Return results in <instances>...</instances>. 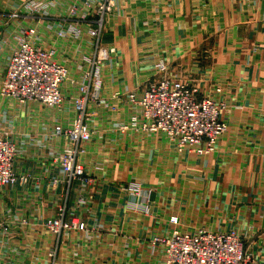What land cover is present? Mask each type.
Returning <instances> with one entry per match:
<instances>
[{"label": "crops", "instance_id": "0c3cea01", "mask_svg": "<svg viewBox=\"0 0 264 264\" xmlns=\"http://www.w3.org/2000/svg\"><path fill=\"white\" fill-rule=\"evenodd\" d=\"M25 1L0 0V80L20 26L37 28L33 42L39 46L40 31L74 71L90 52L85 39L58 46L38 17H14ZM54 1L68 10L72 0ZM106 27L101 44L119 65L106 78V90H139L163 59L169 76L191 80L203 93L223 87L220 117L228 131L205 155L179 154L158 136L102 132L87 155L96 183L87 189L80 184L82 191L72 186L66 201L84 229L55 245L39 229V216L49 212L39 201L49 206L65 187L55 186L59 168L43 158L55 142L47 127L62 117L0 96L1 126L18 144L15 168L25 179L5 192L0 215H9L8 224L12 216L28 222L10 224L11 236L0 234V264H164L151 240L172 232L171 216L179 218L182 231L238 232L247 251L264 263V0H118ZM127 116L126 110L98 117L107 127ZM138 189L143 197L129 194ZM80 196L88 209L77 207ZM129 203L148 205L150 213Z\"/></svg>", "mask_w": 264, "mask_h": 264}, {"label": "built area", "instance_id": "2783aa9c", "mask_svg": "<svg viewBox=\"0 0 264 264\" xmlns=\"http://www.w3.org/2000/svg\"><path fill=\"white\" fill-rule=\"evenodd\" d=\"M117 3L118 0H72L68 10H64L54 0H26L13 15L26 13L38 17L41 27L54 32L56 40H53L58 46L64 45V40L71 38L79 42L83 37L90 49L73 71L68 63L58 59L55 47L48 46L40 31L39 46L33 42L37 28L20 26L0 80V96L14 106L36 105L45 112L61 115L62 120L47 127V138L55 142L50 145V155L43 157L59 168L60 177L54 180L57 187L70 186L76 179L82 180L84 189L92 184L87 175L94 174L88 171L87 155L104 131L132 132L145 138L158 136L173 145L179 154L188 151L199 155L214 152L228 131L220 118L224 102L215 98L222 93V87L203 93L191 80L169 76V63L163 59L155 61L154 70L144 78L139 90H105L106 78L112 79L119 65L111 54L113 50L103 46L101 39ZM126 110V119L114 124L110 120L107 127L101 126L100 112L116 116ZM44 149L47 150L40 148L43 153ZM18 153V144L0 122V200L6 191L25 181L15 168ZM67 197L61 191L49 206L39 201V205L49 209L47 214L39 216V229L55 245L64 235L84 229L76 208H68ZM86 199L80 196L77 207L85 209ZM131 208L140 209L145 215L150 213L148 207L143 209L137 204L132 203ZM67 213L71 218L67 219ZM8 216L0 215L2 235H12L10 224H28L14 216L8 224ZM170 223L174 229L169 235L151 240L152 248L160 247L164 264H264L247 251L243 237L236 231H182L177 216H171ZM53 255L49 249V256Z\"/></svg>", "mask_w": 264, "mask_h": 264}, {"label": "rangeland", "instance_id": "374dc122", "mask_svg": "<svg viewBox=\"0 0 264 264\" xmlns=\"http://www.w3.org/2000/svg\"><path fill=\"white\" fill-rule=\"evenodd\" d=\"M39 16V15H38ZM115 58V57H114ZM222 87V86H221ZM220 87V85H216V86H214L213 88L215 89V88H221ZM212 88V89H213ZM222 89V93H223V87L221 88ZM105 90H106V88H105ZM108 90V92H110L111 91V88H109V89H107ZM106 90V91H107ZM221 93V94H222ZM211 94H213V92L211 93ZM221 94L219 95V94H217V95H215V98L216 99H219L221 102H224L223 100H221V98H220V96H221ZM205 95H208V94H205ZM225 105V104H224ZM221 118V117H220ZM222 120V119H221ZM223 121V120H222ZM223 122H225V121H223ZM226 123V122H225ZM227 124V123H226ZM228 126V125H227ZM221 141V140H220ZM172 147H174L173 145H171ZM175 149V148H174ZM176 151V150H175ZM177 152V151H176ZM186 152H188V151H186ZM178 153V152H177ZM20 156V153H18V157ZM18 157H17V160H18ZM17 160H16V162H17ZM16 164V163H15ZM88 171L90 172V169H88ZM96 172H98L97 170H96ZM90 173H88V177H90V179H91V181H92V184H90V185H88V186H85V188L87 189L89 186H91V185H93V184H95L96 183V177H95V172H92V174H94V176L93 177H91L90 175H89ZM80 184H82L83 185V182H82V180H80V179H76V180H74L73 182H72V184L70 185V186H68L67 184L65 185V187L63 188V190H62V192L64 193V196H66L67 194H69V189L72 187V186H76V189H77V191H82L83 189H81L80 188ZM84 186V185H83ZM89 191V190H88ZM127 191H129V187H127ZM85 193H87L88 194V192H87V190L86 191H84ZM90 192V191H89ZM83 193V192H82ZM129 194H131V196H137V197H143V195H142V193H141V191L138 189L137 191H134V193H129ZM86 197H88L87 195H86ZM87 201V200H86ZM131 205H132V203H129L128 204V207L129 208H131ZM87 206H88V204H87ZM138 206V205H137ZM140 208H143V209H145L146 207H148V205H144V206H139ZM68 208H70L69 206H68ZM86 209H88V207H86ZM71 215L69 214V213H67V219L68 218H71L70 217ZM78 217V216H77ZM152 245V244H151Z\"/></svg>", "mask_w": 264, "mask_h": 264}]
</instances>
